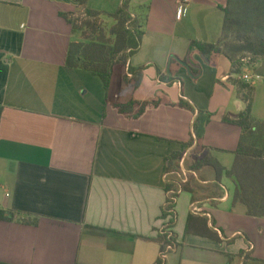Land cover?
<instances>
[{"label":"crops","instance_id":"0c3cea01","mask_svg":"<svg viewBox=\"0 0 264 264\" xmlns=\"http://www.w3.org/2000/svg\"><path fill=\"white\" fill-rule=\"evenodd\" d=\"M133 2L144 18L127 64L130 75L142 71L133 96L143 102L163 92L169 100L139 117L113 105L132 95L128 87L109 97L100 75L67 65L70 44L82 37L66 15L93 8L91 0H0V208L16 214L0 220V262L264 264V217L248 215L234 178L218 181L208 166L188 175L203 188L196 199L178 194L175 247L162 248L169 156L183 153L181 169L190 171L201 141L233 167L242 130L223 117L245 108L236 80L247 73L252 113L264 120V58L234 73L226 55L211 61L193 48L218 42L228 0H191L180 18L179 0ZM181 98L195 111L174 105ZM198 218L216 237L202 233Z\"/></svg>","mask_w":264,"mask_h":264},{"label":"trees","instance_id":"16d2710c","mask_svg":"<svg viewBox=\"0 0 264 264\" xmlns=\"http://www.w3.org/2000/svg\"><path fill=\"white\" fill-rule=\"evenodd\" d=\"M85 5L87 0H77ZM134 0H124L123 4L115 12L107 13L90 8H84L79 15H66L73 24V30L80 32L82 40L70 44L68 62L70 67H82L94 74L101 76L109 97L111 91H124L128 87L132 95L127 100H113V105L121 113L141 116L148 107H157L163 102H168V97L159 92L153 98L138 102L133 96L136 88L142 81L141 68L133 73V68L128 67L129 57L135 53L142 43L144 18L133 11ZM224 27L218 42L192 41L193 48L197 49L205 59L211 61L221 55H226L233 62L234 73L241 72L242 58L250 56L252 61L264 58V0H228L223 7ZM239 95L247 102L245 108L237 114H226L225 122L241 127L242 134L236 158L231 169H227L213 155V149L198 141L195 150L191 154L190 176L193 172L203 167L212 168L217 173V180L226 174L234 178L237 189L235 201H241L247 207L250 216L264 217V120L256 118L252 113L253 88L243 79L236 80ZM114 89V90H112ZM115 94V93H114ZM174 105L195 111L192 103L181 98ZM3 107L0 106V117ZM183 153L176 152L169 156L170 175L167 185V202L163 216L172 214L170 225L175 223L176 203L173 196H178L183 190H189L196 199L197 189L203 185L193 181L190 176L186 182H181L178 172L181 170L180 160ZM218 185V184H217ZM180 190V192H178ZM170 191H174L170 193ZM16 214L12 211L0 208V220L13 221ZM193 215L188 218V230H192ZM200 225L205 228L202 233L214 236L207 225L205 218H198ZM163 249L171 241L165 235ZM218 238V237H217ZM0 264H5L1 263ZM231 264V263H230Z\"/></svg>","mask_w":264,"mask_h":264},{"label":"built area","instance_id":"2783aa9c","mask_svg":"<svg viewBox=\"0 0 264 264\" xmlns=\"http://www.w3.org/2000/svg\"><path fill=\"white\" fill-rule=\"evenodd\" d=\"M190 2H191V0H179V8H178V10H177V16H178V18H180V17L183 15L184 11L189 7ZM242 62H243V63H246V62L251 63V62H253V61H252L251 57L247 55V56H245V57L242 58ZM228 77H229V76H228ZM228 77H227V78H228ZM251 77H252V76H250V75H248L247 73H245V74H243V75L241 76V79L246 80V81L248 82V81L251 79ZM227 78H226V79H227ZM190 173H191V172L188 171V170H186V169H181V170L178 172L177 175H178V177L181 179V182H186V181L188 180V175H189ZM193 173H194V172H193ZM173 192H174V191H170V193H173ZM178 192H180V190H179ZM172 200H173L174 203H176V201H177V196H173ZM167 204H168V202L166 201L165 206H166ZM167 217H169V219H168V221L166 222V225H165V227H164V229H163V234H164L168 239H170L171 244L169 243V244L167 245V247H165V248L172 250L173 247H175V242H174L173 234H172V231H171V229H172V224L170 225V220L172 219V214L169 213V215H168Z\"/></svg>","mask_w":264,"mask_h":264},{"label":"rangeland","instance_id":"374dc122","mask_svg":"<svg viewBox=\"0 0 264 264\" xmlns=\"http://www.w3.org/2000/svg\"><path fill=\"white\" fill-rule=\"evenodd\" d=\"M114 3V0H91V3L89 4L91 9L93 10H99V8H103L105 5H109Z\"/></svg>","mask_w":264,"mask_h":264},{"label":"water","instance_id":"95a60500","mask_svg":"<svg viewBox=\"0 0 264 264\" xmlns=\"http://www.w3.org/2000/svg\"><path fill=\"white\" fill-rule=\"evenodd\" d=\"M186 64H187V63H186ZM188 64H189V63H188ZM189 65H190V64H189ZM189 65H188V66H189Z\"/></svg>","mask_w":264,"mask_h":264}]
</instances>
